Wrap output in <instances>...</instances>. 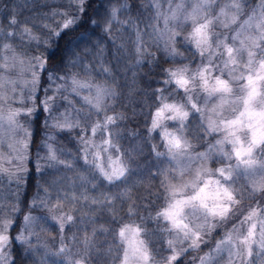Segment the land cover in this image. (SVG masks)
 Masks as SVG:
<instances>
[{"label":"snow or ice","instance_id":"6c2138e0","mask_svg":"<svg viewBox=\"0 0 264 264\" xmlns=\"http://www.w3.org/2000/svg\"><path fill=\"white\" fill-rule=\"evenodd\" d=\"M155 6H159V0H153ZM175 5L174 7L172 5ZM167 13H160L163 16L165 29L161 30L162 36L166 35V44L172 46L169 55L175 59L180 55L174 47L176 37L179 32L173 31L168 25L182 18L183 26L191 22L192 29L186 39H190L201 57L207 54V63H202L195 70L188 65L179 67H169L165 69V84L174 85V90L183 91L182 101L166 102L167 98L161 97L163 102L155 111L148 132L152 133L162 126L165 120L179 122V128L174 132L165 130L161 136L164 141L166 151L158 150L157 145H152V152L161 163L167 158L166 167H158L156 177L159 178V185L166 194L164 206L159 209L150 219L159 223L163 220L166 227L161 232L169 235L175 233V239L167 240V255L159 256L153 253L150 242L143 237L147 234L140 226L125 224L118 232V237L123 245V255L120 264H264V206L259 202L255 206L248 205L247 213L243 215L239 225H233L221 239L216 240L215 247L210 248L206 253H202V248L207 246L208 240L222 224L238 210L243 209L245 199L254 200L259 195L264 198V0H259L256 7L247 14V18L241 20L245 12V0H169ZM219 6V11H216ZM88 0H68L69 11L59 12L62 20L47 36L41 40L39 36L33 35L31 29L25 27L24 33L28 35L30 41H35L39 46L45 45V50L54 47L53 41L62 39L68 32H73L82 24H92L99 26V21L87 16ZM126 7L120 4L113 7L105 21L104 31H110L112 21L116 20L117 12ZM84 14L81 16V14ZM212 13H215L214 15ZM57 13L54 12L53 15ZM17 20L12 17L10 25H16ZM224 29V32H214V26ZM239 25L238 28L235 26ZM50 28V25H44ZM88 29H85L87 31ZM15 32H3L0 40L14 38ZM83 33H80L82 36ZM4 50L13 51V46L9 43L0 45ZM146 51L142 46L137 47V52L143 54ZM54 53L48 56L44 54L29 58L34 63L29 64L31 70V80H24V88L28 89V95H21L19 102L25 104L34 97L37 85L39 84V73L36 67L48 71V60ZM99 55V53H98ZM216 57H221V64L214 63ZM0 131L5 128L13 136H18L19 132L24 133L23 139H16L9 144L11 150L9 156L0 154V165L6 160L10 166L15 167V172L26 171L24 164L27 160L25 155L29 146L27 137L31 133L19 123L20 118L30 116L34 108H13L9 107L5 112L4 104L7 103L8 95L6 89L15 93L19 86L18 81L12 78L16 72L17 65H23L24 59L19 57L14 51L12 57L0 56ZM11 60V63H9ZM78 61L71 60L73 66ZM219 69V75L214 74L215 69ZM25 69L21 68L16 75H22ZM104 74L110 75L109 68H102ZM227 74L228 78H225ZM59 79L64 81L63 85H58L56 92L63 94L70 91L77 96L81 90L87 89L90 93L94 89V95L81 97L83 102L89 106L90 114L97 116L104 112V119L97 120L91 126L93 135L98 129L108 128L114 125L116 117L107 115L105 100L109 96L115 95L114 90L107 86L106 82L93 84L87 79H81L78 74H59V70L49 72V80ZM30 85V88H29ZM235 85V86H234ZM23 91V89H22ZM198 93L204 94V103L201 105ZM67 99V97H64ZM54 97H46L40 103L45 105V110L52 115L48 106ZM216 100L211 108L208 104ZM226 110L230 111V117L225 116ZM79 110H77V114ZM194 113L201 117L200 127L206 135L223 131L221 139L214 144H209L202 152L193 153V144L184 135L187 128L186 122ZM167 114V115H166ZM90 118V115L89 117ZM121 119L125 117L121 114ZM54 128L61 131L73 130L80 126V120L75 122L71 119V113L66 109L64 113H59L55 117ZM135 134V133H134ZM111 135V133H110ZM85 145V153L88 146L92 144L90 139L81 138ZM4 140L0 137V147ZM110 145L111 140L103 142ZM18 145V147H17ZM230 146V150L226 148ZM112 147H116L112 145ZM47 150L46 159L57 160L56 151L50 144H45ZM107 151V149H104ZM13 153L15 155H13ZM99 159L100 153H93ZM220 158L222 166L214 170L208 167L209 163L216 162L214 157ZM109 163L106 168L103 164H96L100 174L110 183L122 180L129 169L120 157L108 158ZM228 163H224V161ZM235 163H232V161ZM200 161V165L193 172L192 165ZM70 166L65 161H59ZM8 171L0 166V173ZM37 171H40L38 168ZM191 178L189 177V174ZM13 173H10L12 175ZM147 186L152 184V174H149ZM214 177V178H212ZM85 179L81 176V180ZM239 181H244L240 187H235ZM53 184L55 181L52 182ZM145 185V181H139ZM43 195L39 192L33 197L30 207H44L47 209L48 219L55 222L58 234L61 238V246L51 255L65 256L64 264H86L85 256L94 247V237L96 229H93L92 236L85 235L83 240L77 239L75 233L71 239L77 240L84 245L83 254H73L69 251V246L64 244V233L74 223V216L70 213H63L60 209L69 199L75 201L76 197L64 198L57 195V202H51L48 187L42 188ZM190 192V194H189ZM130 198L128 193L122 194ZM87 199V197H85ZM108 200V197H105ZM97 201L93 200V203ZM3 205H0V210ZM18 207H13L9 215L19 212ZM136 209L129 207V215L135 214ZM189 215L198 222L189 219ZM143 219V218H142ZM37 218L30 214L24 216L25 229L29 225H35ZM247 226L246 230L244 226ZM13 222L9 218H0V250L9 244V229ZM100 231L106 232L108 229L101 227ZM33 235V233H29ZM13 239L21 244H30V240L21 233ZM32 249H25L31 251ZM109 253L111 248L107 250ZM195 253L196 255H192ZM202 253V254H201ZM227 253V256H225ZM159 256V258H157ZM190 257V259H185ZM0 264H7V255L0 251Z\"/></svg>","mask_w":264,"mask_h":264},{"label":"trees","instance_id":"16d2710c","mask_svg":"<svg viewBox=\"0 0 264 264\" xmlns=\"http://www.w3.org/2000/svg\"><path fill=\"white\" fill-rule=\"evenodd\" d=\"M165 1L159 0V6ZM258 3L259 0H245V12L241 18ZM120 4H125L126 7L117 12L111 30L104 31L109 12ZM62 11H69L68 0H0V34L16 33L14 38L0 40V45L9 43L13 46V51L30 57L54 53L48 60V71L37 69L40 77L37 99L42 93L45 96L50 87L57 85L59 79L49 80V72L54 70H59L61 75L76 73L80 78L92 82H106L115 92L105 102L106 114L115 116L116 122L108 128L98 129L93 135V122H102L105 113L101 112L99 116L90 114V108L79 99L63 104L56 96L61 107L71 110L74 122L79 119L81 123L78 128L70 131L52 130L49 142L57 155V160L52 161L46 159L47 156L43 153H47L43 142L45 125L41 121L44 113L37 100L32 118L27 122L24 118L19 119L31 133L24 164L26 171L17 173L9 182L0 179V205H3L0 218H9L14 225L8 230L10 240L5 248L7 264H64L65 256L51 255L61 246L57 225L50 219L45 222L48 216L46 208L30 207L38 192L43 195V187L49 188L53 204L57 202V195L61 198L76 197L75 201L69 199L60 209L61 212L74 216V223L65 231L63 241L69 246L73 258L77 253L83 254L85 248L82 243L71 239L72 234L75 233L77 239L82 241L85 235L92 236L93 229H96L94 247L85 256L86 264H120L123 244L118 232L125 224L138 225L145 230L147 234L143 238L150 242L154 255H167L166 242L172 239V234L161 232L167 226L163 220L157 223L149 218L164 206L166 200V194L155 174L158 167L167 166V158H161L164 160L162 164L152 152V145H157L160 151H166V148L161 136L162 126L152 133L148 132V128L155 110L163 102L161 97L172 101L182 96L181 90H174V85L165 84L167 77L164 70L180 64L194 65L197 60L196 50L179 34L174 47L180 55L175 59L169 55L170 47L157 30L159 10L153 0H88L87 16L84 18L98 20L99 26L82 24L75 31L66 33L62 39L53 41L55 46L49 47L47 51L42 43L38 46L35 41L29 40L23 31L25 27L43 40L51 28L61 22L59 12ZM54 12L57 14L53 15ZM83 15L82 13L81 16ZM12 17L16 18V25H10ZM46 24L51 27L45 28ZM80 33L83 35L80 36ZM138 46L146 51L138 53ZM77 57L75 66L69 63ZM102 68H109L110 75L104 74ZM121 114L124 119L120 118ZM186 124L184 135L196 152L212 142L214 134L208 136L204 133L198 113L190 116ZM166 125L169 129L174 126L179 128L178 121L167 122ZM81 138L92 141L87 153ZM109 139L112 142L108 148L110 154H118L129 169L127 175L116 183L105 180L93 161V153L101 152V142ZM59 161H65L70 166L65 167ZM38 168L40 171H37ZM150 173L152 184L147 186ZM81 176L85 179L81 180ZM141 180L145 181V185L139 183ZM239 183L238 187L244 182ZM123 193H128L130 198L123 196ZM105 197H108L107 201ZM93 200L97 202L93 203ZM257 202L263 203L264 198L258 195L254 200L245 199L243 209L248 210L249 204L256 205ZM13 207H18L20 211L10 216ZM129 207L136 209L135 214L129 215ZM28 214L37 220L35 225L28 226L29 231H23L30 244H21L13 238L21 233L23 216ZM101 227L108 231H100ZM221 227L223 224L208 240V248L222 233ZM29 248L32 250L26 252L25 249ZM109 248L112 249L110 253L107 251Z\"/></svg>","mask_w":264,"mask_h":264},{"label":"rangeland","instance_id":"374dc122","mask_svg":"<svg viewBox=\"0 0 264 264\" xmlns=\"http://www.w3.org/2000/svg\"><path fill=\"white\" fill-rule=\"evenodd\" d=\"M172 6L174 7L175 5L173 4ZM169 7H170L169 0H166L163 5L158 6V10H159L158 14H160V13H167ZM216 11H219V6H217ZM212 14L214 15L215 13H212ZM158 17H159V22L157 23V30H158L159 36H161L163 38V41L166 43L167 36L166 35L162 36V33H161V30L165 29V24H164L163 16L162 15H158ZM246 18H247V15H245V17L241 18V20L246 19ZM182 25H183V20L181 18L180 20H178L176 22H173L172 24L168 25V27L171 28L173 31L179 32L180 33V36L182 35L183 38H184V40H186V42L189 43L191 45V47L194 48V50H196V48L194 46V43L190 39H186V37L188 36V33L191 31L193 25L191 24V22H188L186 26H183L182 27ZM235 27L238 28L239 25H236ZM212 30L214 32H224L225 31L224 29H222L219 26V24H217L216 26H214V28ZM168 46L171 49L172 46H170V45H168ZM15 53L19 57H21V58L24 59L23 65H17L16 72H19L21 68L25 69V71L23 72L22 75H19V76L16 75V72H14L12 74V78L13 79H16L18 81L19 86L17 87V91L15 93L11 92L10 88L5 90V91H7V95H8L7 103L4 104L5 112L7 111V109L9 107H13V108L32 107L35 110V108H36L35 101L37 100V102L42 107V110H43V113H44V115L42 117V120H41L43 122V124L45 125V131H46L45 132V135H44L45 137H44V141L43 142H44V144H50L49 140H50V138H51L50 136H51V134L53 132L52 130L58 129V128L52 127V125L55 124V122H56L55 119H54V117L57 114H59V113H64L65 110L67 109L65 107L64 108L61 107L62 104L61 103H58L57 100L61 99L63 104L66 103V101L67 102L69 101V102L72 103L73 101H75L74 99H77V100L79 99V101L83 102V100L81 99V97L86 96V95H94L95 94L94 93V89H93V91L91 93L87 89H83V90H81L79 96H77L75 94H72L70 91L64 92L63 94H58L56 92L57 86L58 85H63L65 83L64 81L59 80L57 82V85L55 87H53V88L50 87L49 88L50 91L48 93H46L45 96H42V94H43L42 93L41 96L37 99V96H36L37 93H38V89H37L38 87H37L36 88V92L34 94V97L31 100L27 101L25 104H21L19 102L21 95H25V96L28 95V89L27 88H24L23 81L24 80H29V81L31 80V70L29 69L28 66H29L30 63H34V61H30L29 60L30 56H24V55H21V54H19L17 52H15ZM196 53H197V60H195L194 65H188L190 67V69H192V70H195L202 63H207V60H208L207 54L204 57H201V55L199 54V52L197 50H196ZM12 55H13V51H7V50H4L3 48L0 50V56L9 57L10 58V57H12ZM221 59H222L221 57H216L214 59V63L217 64V65H220L222 67ZM2 62L3 61L0 60V63H2ZM9 63H11V60H9ZM182 65H186V64H180L179 66H182ZM38 68L39 67H36L35 71H37ZM214 74H216V75H219L220 74L218 68L214 70ZM225 78H228L227 74H225ZM81 79H84V78H81ZM87 80H89V79H87ZM89 82L90 83H93V84H97L96 82H92L90 80H89ZM29 88H30V85H29ZM22 89H23V91H22ZM181 92H182V96H180V98L175 99V100H172V101H166V102L171 103L173 101H182L184 94H183V91L182 90H181ZM198 94L200 96V103H201V105H203V103H204V94L203 93H198ZM56 96L59 97V99H57ZM46 97H54V100L53 101H50V103L48 105L51 108V111H52V115L51 116L49 114V111H46L45 110V105L42 104V103H40L41 101H44ZM64 97H67V99H65ZM107 98H106L105 102L108 100ZM163 102H165V101H163ZM216 102H217L216 100H212L208 104V107L211 108L212 104L213 103H216ZM161 104H159V105H161ZM86 106H87V108H89L88 105H86ZM67 110L71 113V119L74 122L73 114H72L71 110L70 109H67ZM33 113H34V111H33ZM33 113L30 116H27L26 119L24 118V120H26V122L28 120H30L32 118V116H33ZM225 116L226 117H230V111L226 110ZM171 121H173V120H165V121L162 122V128H161L162 133L165 130H167L169 132H174V131L177 130L175 126L172 129H169L168 128V126L166 124H167V122H171ZM223 135H224L223 131L214 133V138H213V140H212V142L210 144H214L216 142V140L221 139L223 137ZM0 137H2L3 140H4L3 146L0 147V154H3V156H5V157L9 156V153L11 151L9 149V144L10 143H13L14 140H16V139H23V138H25L24 137V133L22 131L19 132V135L18 136H13L12 133L8 130L6 122H5V128H4V130L3 131H0ZM27 139H28V137H27ZM101 144H102L103 147H102V149H100L101 152H99L100 153L99 159H97V158L94 157V160L93 161H95L96 164H98V163L99 164H103L107 168L108 167V163H109L108 158L109 157H112L113 159H115L116 157H119V155L116 154V155H113L112 156V154H110L109 149H108L109 148V145H106L103 142H101ZM208 145L209 144H207V146L204 149L198 150L197 152L205 151L207 149ZM17 147H18V145H17ZM104 149H107V151H104ZM226 150H230V146H228L226 148ZM43 153L46 154V156H47V153L46 152H43ZM95 153H97V152H95ZM193 153H196V151L194 149H193ZM13 155H15V154L13 153ZM25 155H26V153H25ZM214 160L216 162H214L212 164L211 163L208 164V167L212 168L213 170L215 168H217V167L222 166V164L220 163V158L218 156H215L214 157ZM224 163H228V161L225 160ZM232 163H235V161L233 160ZM199 165H200V161H196L192 165L193 172H194L195 168L198 167ZM0 166L8 169V171L3 172V173H0V179H4V180H6V181L9 182V180H11L12 178H14L16 176L17 173L15 172V167L14 166H10L7 163L6 160ZM10 173H13V174L10 175ZM191 175L192 174L190 173L188 178H191ZM212 178H214V177H212ZM235 187H238V185L236 184ZM189 194H190V192H189ZM260 205L261 206H264V202L261 203ZM253 206H255V205L253 204ZM246 213H247V210L246 209H242V210L236 211L229 218V220L225 224H223V227H221L222 228V233L220 234V236H218L217 238L214 239V241L211 243V245H209V248L206 246L205 249H202V253H206V252H208L210 250V248H214L215 247L216 240L221 239L224 236V234L233 227V225H239L240 220L243 219V215L246 214ZM189 219L192 220L194 223L195 222H198L191 215H189ZM132 226H135V225H132ZM244 228L246 230L247 226L245 225ZM24 229H25V225H24V216H23V222H22V225L20 227V232H22V230L24 231ZM26 229H28V231H29V227H27ZM175 238H176L175 233H172V239H175ZM124 247H125V245H123V249H124ZM5 248H3L0 251H3V253H5L7 255ZM121 254L123 255V253H121ZM225 256H227V253H225ZM7 258H8V255H7ZM221 264H223V262H221Z\"/></svg>","mask_w":264,"mask_h":264}]
</instances>
